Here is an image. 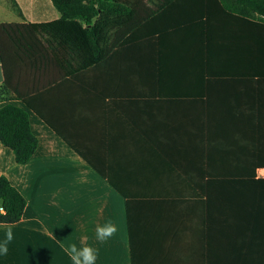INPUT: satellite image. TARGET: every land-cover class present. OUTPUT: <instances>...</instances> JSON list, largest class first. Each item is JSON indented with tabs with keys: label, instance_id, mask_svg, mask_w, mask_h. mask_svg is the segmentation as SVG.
Instances as JSON below:
<instances>
[{
	"label": "crops",
	"instance_id": "1",
	"mask_svg": "<svg viewBox=\"0 0 264 264\" xmlns=\"http://www.w3.org/2000/svg\"><path fill=\"white\" fill-rule=\"evenodd\" d=\"M222 8L162 10L83 71L52 38L48 60L8 41L0 107L28 112L38 148L18 164L0 142V176L27 201L0 224V240L14 234L0 264H72L71 243L98 249L96 264H264V29ZM59 18L51 0H0V24Z\"/></svg>",
	"mask_w": 264,
	"mask_h": 264
},
{
	"label": "trees",
	"instance_id": "2",
	"mask_svg": "<svg viewBox=\"0 0 264 264\" xmlns=\"http://www.w3.org/2000/svg\"><path fill=\"white\" fill-rule=\"evenodd\" d=\"M60 18L56 21L36 24H0V53L6 61V45L12 40L19 48L30 52L39 49L44 60L53 51L52 38L57 49L70 53L76 66L75 71L93 68L104 62L111 51L132 36H141L144 25H155L158 13L168 8H180L188 0H51ZM204 2L212 0H203ZM226 8L223 11L243 19H256L264 29V0H219ZM236 5L241 6L237 8ZM206 6V5H205ZM205 8L208 9V6ZM168 12V11H165ZM207 17L212 11L205 10ZM46 36L49 38L47 39ZM36 45L28 43V39ZM44 40V41H43ZM47 40V41H46ZM29 47V49H28ZM264 49V48H263ZM12 89L8 82L0 87V102L11 99ZM32 107L30 101H25ZM36 109V108H35ZM36 111V110H35ZM41 119L63 136L50 121L36 111ZM82 158L110 183L103 169L96 166L81 151L63 138ZM0 142L11 149L18 164L28 163L38 148V139L31 129L28 112L14 104L0 107ZM27 201L10 183L0 176V224H16L24 216Z\"/></svg>",
	"mask_w": 264,
	"mask_h": 264
},
{
	"label": "clouds",
	"instance_id": "3",
	"mask_svg": "<svg viewBox=\"0 0 264 264\" xmlns=\"http://www.w3.org/2000/svg\"><path fill=\"white\" fill-rule=\"evenodd\" d=\"M0 211H3L0 209ZM118 229L115 223L109 220L103 226L96 227V239L104 242L112 238ZM14 234L11 227L7 228L5 231V237L0 240V256H7L9 252V244L13 241ZM64 251L69 256L72 264H96L98 258V249L84 245L82 247H77L76 243H71Z\"/></svg>",
	"mask_w": 264,
	"mask_h": 264
}]
</instances>
